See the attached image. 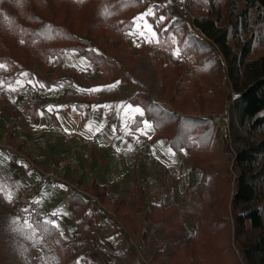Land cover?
Masks as SVG:
<instances>
[{"label":"rangeland","instance_id":"1","mask_svg":"<svg viewBox=\"0 0 264 264\" xmlns=\"http://www.w3.org/2000/svg\"><path fill=\"white\" fill-rule=\"evenodd\" d=\"M162 1V9L149 7L138 13L134 21L149 9L152 11V15L135 21L133 27L124 32L127 40L121 43L120 54L132 55L134 63L127 67V75L121 79L114 72L107 83H94L104 72L72 49L61 52L59 64L56 56L44 60L35 50L23 53L16 46L12 57L0 61V185L6 189L2 192L4 199L0 198V264H59L54 244L58 241H46L34 224V219L40 217L59 225L60 234L77 251L78 264H153L151 258L158 248L163 253L160 258L165 261L176 254L189 258L195 254L201 263L209 262L210 255L202 246L201 239L197 238L201 225L195 214L201 210V201L215 209L218 207L213 179L203 169H213L209 159L212 163L231 164V152L226 150L221 136L215 137V142L205 153L173 150L166 137L157 133L147 119L144 118L138 127L132 126L135 114L142 113V108L133 105L129 99L137 91H144L161 99L165 106L176 109L170 100L172 95L178 100L181 96L190 95L191 104L187 101L183 110H176L214 119L230 140L229 107L227 126H223L220 113L234 89L218 51L223 62L220 78L222 103L220 97L206 88L207 56L201 53L199 59L192 48L180 51L181 41L187 35L175 27L185 26V23L171 8L170 0ZM165 15L171 21L169 37L173 43L167 46L173 53H179L178 62L182 66L178 75L166 76L167 81L155 65L153 53L160 44L156 21ZM167 24L161 26L166 27ZM150 32L156 34L155 39ZM145 36L151 42H147ZM107 41L119 43L118 40ZM183 73H186V79ZM66 76L75 78L50 87L40 80ZM177 86H183L181 94L175 93ZM64 113L74 117L78 123V127L71 129L89 133L96 139L93 149H97L96 153L92 152L90 160L83 159L84 164H95L92 174L99 172L100 177L107 181L111 179V165L118 170L128 167L129 173H123L125 180L110 184L111 195L128 193L130 205L138 208L141 217L151 201L176 203L181 217L176 228H153L146 240L136 242L124 230L112 228L111 212L106 211L105 216L94 214L93 222H87L76 217L70 207L60 202L70 189L62 180L48 178L44 173L50 162L67 148L59 143L60 133L69 130L60 120ZM20 143L28 157L12 160L6 149L14 150ZM18 155L22 157L21 152ZM199 160L204 162L203 166L198 164ZM85 170L86 166L78 174H84ZM68 172L59 175L70 183L83 185L95 195L88 184L76 181L75 177L72 179ZM31 201L39 204V216L33 213ZM95 203L103 209L98 201ZM205 242L209 244L205 246L208 248L214 244Z\"/></svg>","mask_w":264,"mask_h":264},{"label":"trees","instance_id":"2","mask_svg":"<svg viewBox=\"0 0 264 264\" xmlns=\"http://www.w3.org/2000/svg\"><path fill=\"white\" fill-rule=\"evenodd\" d=\"M210 7L201 11L195 23L205 37L198 33L186 34L180 51L189 50L206 58L204 82L217 97H222V55L231 87L239 96L229 105L231 114V136L220 131V123L204 115L183 113L190 95L170 98L176 109L153 98L144 91L130 97L133 105H139L142 113L135 114L133 127L141 125L145 118L157 133L164 135L169 146L178 152H208L221 136L224 146L231 152V164L212 163V170L203 169L214 182L217 209L201 201V210L195 214L198 224L197 238L207 249V264H264V0H209ZM125 0H0V61L12 57L14 47L23 53L35 50L44 60L56 56L61 61V52L72 49L87 57L104 75L95 79L96 84L107 83L112 73L119 78L127 75V67L133 66V56L120 54L121 43L126 42L124 32L131 29L134 17L148 9H162V0H126L129 6L122 7ZM165 15L157 23L160 44L154 48L155 65L162 71L164 81L169 74L176 76L182 71L177 55L171 51L169 37L171 21ZM168 23L166 27L161 25ZM104 39V40H102ZM107 40H118L119 43ZM23 41V42H22ZM168 45V46H167ZM15 47V48H16ZM2 51V53H1ZM11 55V56H10ZM186 79V73H183ZM75 77L40 78L47 86L61 81L71 82ZM183 86L175 93L181 94ZM180 96V95H179ZM220 97V103L222 99ZM176 103H175V102ZM12 160L28 157L22 144L14 150L6 149ZM22 153V157L18 155ZM203 161L198 164L203 166ZM69 189V187H67ZM91 190L96 201L67 190L61 199L78 218L93 222V215L110 217L112 228L122 229L133 241L146 240L156 227L173 230L181 222L176 203L165 204L151 201L143 217L138 208L130 205L128 193L108 198L102 183L93 181ZM0 198L4 199L0 192ZM95 201V202H92ZM95 203V205H94ZM39 216L40 213H35ZM223 214L228 216L224 217ZM42 217L34 224L42 237L54 242L59 255V264H78L77 251L70 247L57 227L46 225ZM116 221V222H115ZM212 241L210 248L205 241ZM129 252L132 258L134 255ZM160 248L151 258L153 264H203L183 254L172 255L162 260Z\"/></svg>","mask_w":264,"mask_h":264},{"label":"built area","instance_id":"3","mask_svg":"<svg viewBox=\"0 0 264 264\" xmlns=\"http://www.w3.org/2000/svg\"><path fill=\"white\" fill-rule=\"evenodd\" d=\"M169 4L185 23V26L177 25L175 27L178 32H186V34L198 33L204 35L201 28L195 23V20L199 13L198 10L207 11L209 9V0H170ZM239 94V92L231 90L224 105L223 112L220 113V119L223 126H227L229 123V104L234 99H236ZM59 143L66 146L67 148L50 162L48 169L44 174L48 178L62 180L67 184L71 191L98 201L96 195H93L90 191L80 185L70 183L66 179H62V177L59 175L64 171H73L78 167V162L75 156V152L77 151L80 153L83 159L90 160L92 158V152L96 144V139L92 136L82 137L80 133L75 130H64L59 135ZM29 203L31 204L33 212L41 213L40 206L36 201H31Z\"/></svg>","mask_w":264,"mask_h":264},{"label":"crops","instance_id":"4","mask_svg":"<svg viewBox=\"0 0 264 264\" xmlns=\"http://www.w3.org/2000/svg\"><path fill=\"white\" fill-rule=\"evenodd\" d=\"M60 120L62 121V125L64 127L68 128L69 130H73L71 128L78 127V123L75 122L74 117H71L69 114L64 113V116L62 114V118H60ZM79 133L82 137L91 136L89 133H83L82 131H80ZM96 150L97 149H95L93 151V153H96ZM75 156H76V160L78 162V167L75 170L68 172V175H70L72 177V179L76 178L75 179L76 181L79 180V182L82 184H88L89 187H91V183L93 181H97L99 183H102L105 186L108 198H116L118 196H121V195H115V196L111 195L110 184L112 185L114 182H117V184H118L119 182H122V180H125V179H123V178H125V177H123L124 176L123 173H126V174L129 173L128 167H125V168H122L121 170L120 169L118 170V169H115L113 165H111V172H112L111 173L112 174L111 179L106 181V180L102 179V177H100L101 175L99 172L92 174V172H95L94 171L95 164L94 165L84 164V160H83V158L79 152L76 153ZM85 166H86L85 173L84 174H82V173L78 174V172ZM96 169H97V166H96ZM69 191H71V190H69ZM109 196H111V197H109Z\"/></svg>","mask_w":264,"mask_h":264},{"label":"snow or ice","instance_id":"5","mask_svg":"<svg viewBox=\"0 0 264 264\" xmlns=\"http://www.w3.org/2000/svg\"><path fill=\"white\" fill-rule=\"evenodd\" d=\"M122 7H127V6H129L128 5V3L126 2V0H125V2L124 3H122V5H121ZM149 15H152V11H151V9H149L146 13H144V14H142L140 17H137V18H135V21H142L143 19H144V17H146V16H149ZM164 20V17H160L159 18V21L158 22H162ZM135 21H134V23H135ZM147 27V26H146ZM143 34V33H142ZM150 35L152 36V38L153 39H155L156 38V34L154 33V32H150ZM145 39L147 40V42H151V40H148L147 39V36H145ZM23 42V41H22ZM174 55H177V57L179 56V53L178 52H174ZM26 75V74H25ZM13 91L15 90V89H12ZM146 123V122H145ZM146 126H147V123H146ZM3 191H6V189H4V187L2 186V185H0V192H3ZM53 215H55V214H53ZM46 225H51V226H53V227H59V225L55 222V221H53V220H48V221H45L44 222Z\"/></svg>","mask_w":264,"mask_h":264}]
</instances>
